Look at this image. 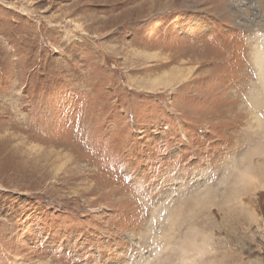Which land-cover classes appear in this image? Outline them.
I'll return each mask as SVG.
<instances>
[{
  "label": "rangeland",
  "instance_id": "374dc122",
  "mask_svg": "<svg viewBox=\"0 0 264 264\" xmlns=\"http://www.w3.org/2000/svg\"><path fill=\"white\" fill-rule=\"evenodd\" d=\"M259 49L264 0H0V264H264Z\"/></svg>",
  "mask_w": 264,
  "mask_h": 264
},
{
  "label": "bare ground",
  "instance_id": "6f19581e",
  "mask_svg": "<svg viewBox=\"0 0 264 264\" xmlns=\"http://www.w3.org/2000/svg\"><path fill=\"white\" fill-rule=\"evenodd\" d=\"M252 21V20H251ZM261 21V20H260ZM247 48V47H246ZM256 65L258 66L259 71V77L263 81L262 84H264V51L262 49H259V51L256 54ZM257 75V74H256ZM249 91V90H248ZM253 103L257 104V106L264 105V85L258 86V91L255 95H252ZM250 100V99H249ZM259 108V107H258ZM262 108V107H261ZM256 111V110H255ZM215 112V111H214ZM254 112V111H252ZM260 115V114H259ZM261 116V115H260ZM258 126H261L260 118L257 119ZM263 129V128H262ZM260 130V127H259ZM258 130V131H259ZM257 134L261 135V138L264 137V130L262 132H257ZM262 142V140H260ZM175 210V209H174ZM175 224V223H174ZM167 244V242H165ZM174 245V244H173ZM187 249V248H186ZM192 251V250H191ZM178 254V253H177Z\"/></svg>",
  "mask_w": 264,
  "mask_h": 264
}]
</instances>
